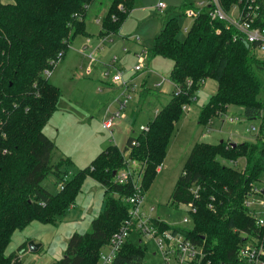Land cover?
I'll return each mask as SVG.
<instances>
[{
  "label": "trees",
  "instance_id": "obj_1",
  "mask_svg": "<svg viewBox=\"0 0 264 264\" xmlns=\"http://www.w3.org/2000/svg\"><path fill=\"white\" fill-rule=\"evenodd\" d=\"M90 1L0 0V264H20L18 254L5 253L14 230L33 220L52 223L75 202L86 177L102 185L103 207L91 219L89 230L70 234L63 255L52 264H96L100 249L131 207L126 201L133 192L131 176L122 183L116 179L119 170L126 169L123 152L127 150L129 158L137 162L135 170L145 191L166 155L183 105L205 79L214 80L216 87L200 108V124L208 123L230 104L240 106L248 120L263 111L262 122L254 142L231 145L223 138L216 143L195 142L170 196L174 202L193 201L196 206L192 228L185 232L193 241L204 243L202 264H236L235 252L243 233L258 231L243 199L250 183L264 173V58L257 57L241 35L232 37L237 32L232 25L212 19L209 5L182 0L181 15L188 7L198 11L186 33L179 37V15L169 14L147 50L150 58L158 55L173 62L168 76L178 92L148 121L146 131L128 134L121 147L107 145L69 176L62 165L64 168L70 160L53 162L55 143L43 132L60 94L42 71L53 65L52 59L63 56L69 38L90 35L82 17ZM232 1L221 0L225 9ZM109 2L99 37L118 33L136 4L135 0ZM260 13L259 23H264V0ZM240 158L244 160L242 169L224 163ZM51 174L62 185L53 193L41 185ZM193 184L199 186L198 199L189 189ZM160 227L172 226L161 223ZM261 234L264 239V232ZM146 251V245L130 236L110 264H143Z\"/></svg>",
  "mask_w": 264,
  "mask_h": 264
},
{
  "label": "rangeland",
  "instance_id": "obj_2",
  "mask_svg": "<svg viewBox=\"0 0 264 264\" xmlns=\"http://www.w3.org/2000/svg\"><path fill=\"white\" fill-rule=\"evenodd\" d=\"M97 1L100 2L102 11L110 3L109 0H91L85 6L84 15H81L83 18H86L89 10L88 7L92 2L96 3ZM135 1L134 8L127 13L126 18L119 27V41L113 44L112 50H110L111 47L104 48L100 51L102 54H98L95 51L91 55L92 58H89L87 56L88 52H85L82 57L80 52H77L74 48H69L70 45H67V50L63 56L59 60L56 59L54 65L49 67L50 72L47 79L58 87L60 97L47 124H50L64 107L69 106L76 109L73 110L75 114L72 116L61 113L57 121L59 125H56V121H53V127H58L57 131L51 132L49 128L46 129L49 133L48 136L56 139L57 142H62L63 148H61V151L69 153V157L67 158L70 162L64 168L62 165V170L67 171L69 176L74 175L83 165L89 164L95 157L94 155H96L94 153L96 149L99 150L106 143L110 145L116 144L119 147L123 146L129 127L132 128L133 132L131 133L133 135L137 133L140 125H144L145 121L151 117V114H154V108L158 106L160 109L162 108L160 106L164 105V98L161 96L157 97L155 95L156 91H163L165 95L172 92L171 97L178 92L179 88L176 84L165 80L168 79L166 78V74L169 67L165 59L157 55L154 59L150 58L149 60V57L144 52L145 50L140 51V48L152 47L151 44L156 29L165 19V15L167 17L179 15L177 18L181 30L180 38L186 33V29L190 26L193 18L181 15L182 11L178 7L182 4V0H161L165 2L167 7L163 11H160L156 7L157 0ZM193 1L197 2L200 0ZM99 30H101V25ZM85 31H88L86 24ZM77 36H81V34H77ZM77 36L69 38V41H72ZM122 46L127 47L130 51L122 54ZM133 50H138L142 56L141 61L145 65L139 72L132 73L131 76L136 77V91L132 92L128 98L122 116L114 119L111 133H109L103 127L101 120L108 117L110 112L116 109L117 103L113 98L116 95V97L121 96L120 92L115 90L117 86L110 82L105 83V86L102 87V89L110 87L107 90L100 91V87L96 88L98 80L90 77L93 74V67L96 66L93 61L95 59L99 60V58L107 59L108 55L110 57L113 53H116L121 57L120 62L124 66L122 67L124 71L127 68L133 67L135 63H139L137 56L132 53ZM256 56L264 57L260 54ZM89 59L94 60L90 61ZM146 64H149V66L147 67ZM86 67H90L89 72L85 71ZM108 67V64L105 65V69ZM110 73H114L113 68H110ZM160 75L164 76L165 79H162ZM258 76L260 75L258 74ZM156 81L159 85H155ZM171 82L173 83V87ZM143 85H147L151 90L149 92L144 91V94L139 98V90ZM215 85L216 82L212 79H205L200 84L198 83V88L194 92L190 102L183 105V111L170 135L171 137L165 150L166 155L159 165L161 168L157 166L156 175L152 179L150 186L144 191L145 199L143 207L148 208L149 206H153L155 209L152 213L161 216L171 225H180L182 217L187 214L186 207L172 201V196L170 195L176 182L175 179L182 171L183 162L186 160L191 146L195 142L201 141L216 143V141L222 138L230 143L255 141L254 132L247 131L249 125L258 124L255 119L246 120L241 123H230L224 117V114L230 112L241 113L242 108L240 106L230 104V106H227L222 111L226 113L217 112L208 123H199L197 118L200 108L215 92ZM113 86L115 87L113 88ZM153 89L156 91H153ZM105 97H108L109 109L104 113L103 109L99 107L106 106ZM156 109L155 114L159 110L158 108ZM123 153L125 159L129 158L127 150ZM53 155L54 163L58 162L61 158L65 159L59 155L57 148L54 149ZM219 159L221 160V158ZM237 162L238 165L234 166L242 169L244 160L240 158L237 159ZM224 163L230 165L228 161ZM240 164L241 166H239ZM135 166L138 167L137 162ZM262 178L263 176L259 179L262 180ZM41 185L50 193L60 188L58 179L54 174L47 176ZM101 191L98 182L90 177H86L82 182L80 192L75 197L74 205L71 204L72 206L70 205L67 211L58 216L52 223L33 220L21 230H14L5 253L7 255L9 253L18 254L20 264L54 263L63 255L66 242L72 232L89 230L91 219L97 216V213L103 207V195ZM28 241H32L38 248L31 249L27 245ZM148 242L143 264H154L159 261V258L151 254L154 244L151 241ZM20 249L23 250L20 251Z\"/></svg>",
  "mask_w": 264,
  "mask_h": 264
},
{
  "label": "built area",
  "instance_id": "obj_3",
  "mask_svg": "<svg viewBox=\"0 0 264 264\" xmlns=\"http://www.w3.org/2000/svg\"><path fill=\"white\" fill-rule=\"evenodd\" d=\"M157 1L156 7L160 11H163L166 8L165 2L161 0ZM204 4L210 6L208 13L212 19L223 20L227 26L232 25L237 30L232 36L234 39L238 35H241L246 43H250L253 46V52L256 55L260 54L264 56V23H259V19H262L260 13L261 0H233L227 9L223 7L221 0H200L196 3L198 6ZM183 11L186 16L192 18L197 16L198 12L189 7ZM105 41H107V37H100L95 47L101 49ZM124 50H126L125 47ZM60 55H58L57 60L60 59ZM91 55L92 52L88 53L87 56L92 58ZM137 59L139 63L131 69L123 71L114 66L116 55H112L110 63H108L109 67L102 72V76L106 81L118 87L121 96L115 99L117 103L116 109L111 111L110 115L101 121L103 127L109 133H111L114 119L122 116L128 98L137 87V83L134 77H131V73L138 71L144 66V63L141 61V54L138 53ZM54 62L55 59L50 61L53 65ZM110 68H113V74L110 73ZM89 71L90 67H86V72ZM49 72L50 69L48 67L42 71V75L47 77ZM219 113L226 112L220 111ZM262 115L263 111L260 112L257 118H254L258 123L257 125L251 124L247 127V131H253L255 137L258 135ZM224 117L230 123H241L248 120L245 119L242 112L239 114L233 112L226 113ZM147 129V124L140 125L139 127L140 132ZM133 143L136 144V142ZM124 163L126 169L119 170L116 179L122 183L126 181L127 175L131 176L133 192L126 198V201H129L131 204L128 211L129 215L123 220L118 229L113 232L107 244L100 249L98 254L99 260L96 264H110L116 252L130 236L138 238V241L142 245H146V247L149 243L148 241L153 242L154 249L151 254L159 258V261L154 264H202L206 258V252L203 250L204 243L200 244L193 241L190 237H187L185 232V230L192 228L193 215L197 212L193 201L177 202L186 207L187 214L182 217L180 225H171L161 216L152 213L155 209L153 206H149L148 208L143 207L145 197L140 182V173L135 170L136 161L132 158H126L124 159ZM229 163L230 165H238L237 160L229 161ZM262 176V180L259 179L254 183H250V187L243 199V206L247 209V214L253 218L258 231L256 233H243V241L238 244L235 252L237 255L236 264H264V239L261 234V231L264 232V192L262 193L264 189V174L259 178ZM61 187L62 185H60ZM189 189L194 199H198L199 186L193 184ZM208 207L211 208V204ZM161 223L169 224L172 227H160Z\"/></svg>",
  "mask_w": 264,
  "mask_h": 264
},
{
  "label": "crops",
  "instance_id": "obj_4",
  "mask_svg": "<svg viewBox=\"0 0 264 264\" xmlns=\"http://www.w3.org/2000/svg\"><path fill=\"white\" fill-rule=\"evenodd\" d=\"M158 2V1H157ZM102 7H101V4H100V2H96V3H94V2H92V4L88 7V12H87V15H86V18H85V24H86V29L88 30L87 32L88 33H90V35L89 36H77L75 39L73 38V40L72 41H69V44H70V46H69V48H74V50H76L77 52H80V54L82 55V57H83V54H85V52H88V53H90V52H97L98 54H102L100 51H102L104 48H108V47H111L110 48V50H112V48H113V44L114 43H116V42H118L119 41V37H120V34H119V32L118 33H115V34H111V35H108V37H107V41H105L104 43H103V47L100 49V48H96L95 47V45L98 43V41H99V39H100V37L98 36V33H97V31L99 30V28H100V22H101V19H102V16H103V14L105 13V11H106V9H104L103 11H102V9H101ZM167 8V7H166ZM165 8V9H166ZM97 12H98V14H97ZM88 17V18H87ZM166 18H167V16L165 17V19L161 22V24H160V26H158V28L156 29V32H155V34L158 32V30H159V28L161 27V25H162V23L166 20ZM96 30V31H95ZM94 31V32H93ZM155 36V35H154ZM88 39V40H87ZM139 44V43H138ZM124 47L125 46H122V48H121V53L123 54V53H127V52H129L130 50L127 48V47H125L126 48V50H124ZM145 50V51H144ZM147 50H148V48H140V51H144L145 52V54L147 55ZM132 53H134L136 56L138 55V50H133L132 51ZM112 55H116V60H115V64H114V66L115 67H117V68H120V69H122V67H124L123 66V64L120 62V60H121V57L120 56H118L116 53H113ZM111 55V56H112ZM85 56V55H84ZM111 56L109 57V55L107 56V59H101V58H99V60L98 59H95V61H93L95 64H96V66H94L93 67V74L90 76V77H92V78H96L98 81H97V84H96V88L98 89L99 87H100V91H104V90H107V89H109L108 87H105V88H103L102 89V87L103 86H105V83L107 84V82H109V81H106L104 78H103V76H102V72H103V70L105 69V65H107L108 63H110L109 61H110V59H111ZM148 56V55H147ZM154 57H156V56H153V59H154ZM94 60V59H93ZM149 60H150V57H149ZM165 61L167 62V64L169 65V67H168V72H167V74H166V78H168V79H165V77L163 76L162 77V75H160L161 77H162V79L164 78L165 80H167L168 82L170 81L169 80V76H168V74H169V70L171 69V67H172V65H173V62L171 61V60H167V59H165ZM137 63H135V65H136ZM145 65V64H144ZM146 66L148 67L149 66V64H146ZM144 67V66H143ZM142 67V68H143ZM132 68V67H131ZM131 68H127L128 70L129 69H131ZM141 68V69H142ZM141 69H139V70H141ZM123 70V69H122ZM139 70L138 71H134V72H139ZM85 71H86V69H85ZM133 73V72H132ZM132 73H131V75H132ZM160 74V73H159ZM131 77H133V76H131ZM134 79H135V81H136V77L134 76ZM171 84H172V87H173V83L171 82ZM155 85H159V83L156 81L155 82ZM115 86H113V88H114ZM215 87H216V85H215ZM173 89V88H172ZM115 90H117V91H119L118 90V87H116L115 88ZM147 90V91H146ZM149 90H151V89H149V87L147 86V85H143L142 87H141V89L139 90V98H140V96L141 95H143L144 94V91L145 92H149ZM155 89H153V91H154ZM136 91V90H135ZM156 91V90H155ZM171 93L172 92H170V94H167V95H165V93L163 92V91H160V90H158V91H156V93H155V95L157 96V97H159V96H161L162 98H164V105L170 100V97H171ZM118 94V93H117ZM149 94V93H148ZM117 96V95H116ZM115 96V97H116ZM148 96V95H147ZM113 98V100L114 99H116V98ZM144 99H145V97H144ZM105 100H106V102H107V100H108V97H105ZM104 103H105V101H104ZM106 104V106L105 107H99L100 109H103V111H104V113L109 109L108 108V106H109V101L107 102V103H105ZM164 105H162V106H160V107H163ZM156 108H158L159 109V107L158 106H156L154 109V114H151V117H149V119L148 120H146L145 121V123L144 124H147L148 123V121L149 120H151L153 117H154V115H155V111L157 110ZM73 110H76V109H73L72 107H69V106H67V107H64V109L63 110H61L56 116H55V118H54V120L53 121H56V125H59V124H57V121H58V119H59V115L61 114V113H63L64 115H65V113L67 114V115H69V116H72L73 114H75L74 113V111ZM50 118H51V116H50ZM75 118V117H74ZM76 120V119H75ZM50 121V119L47 121V123ZM53 121L50 123V124H45L46 126L44 127V129H43V132H44V134L49 138V139H51V140H53L54 141V143H55V148H57L58 149V151H59V155L61 156V157H63V158H66V157H69L68 155H69V153L68 152H62L61 151V148H63V144H62V142L60 141V142H57V140L56 139H53L51 136H48V131L46 130V129H50V131L51 132H54V131H57L58 130V127L57 128H55V127H53ZM102 121V120H101ZM131 132H133V130H132V128L131 127H129V130L127 131V135L128 134H133V133H131ZM139 132V131H138ZM137 132V133H138ZM136 134V133H135ZM73 144H75V143H73ZM76 145V144H75ZM107 145H110V144H108V143H106V145L104 146V147H102V148H99V150H97L96 149V151L94 152L95 154H97V152H99L100 150H102V149H104ZM64 147H66V146H64ZM92 149L93 150H95L94 149V147H92ZM54 153V152H53ZM94 156H96V155H94ZM71 158V157H70ZM93 158V157H92ZM91 158V159H92ZM90 159V160H91ZM184 163V162H183ZM84 166V165H83ZM159 168H161L160 166H159ZM160 170V169H159ZM158 170V171H159ZM99 184V186H100V188H101V194H103V187H102V185L100 184V183H98ZM75 204V203H74ZM74 204H72V205H74ZM71 205V206H72ZM95 217V216H94ZM93 217V218H94ZM92 218V219H93ZM75 232V231H74ZM77 232H79V231H77ZM38 247H36V248H34V249H37ZM33 249V248H32Z\"/></svg>",
  "mask_w": 264,
  "mask_h": 264
},
{
  "label": "water",
  "instance_id": "obj_5",
  "mask_svg": "<svg viewBox=\"0 0 264 264\" xmlns=\"http://www.w3.org/2000/svg\"><path fill=\"white\" fill-rule=\"evenodd\" d=\"M236 142H231V145H235ZM264 192V189L262 190V193ZM27 245L32 249V248H36V244H34L32 241H28Z\"/></svg>",
  "mask_w": 264,
  "mask_h": 264
}]
</instances>
